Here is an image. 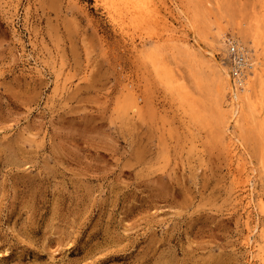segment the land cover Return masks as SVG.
<instances>
[{"label": "rangeland", "instance_id": "1", "mask_svg": "<svg viewBox=\"0 0 264 264\" xmlns=\"http://www.w3.org/2000/svg\"><path fill=\"white\" fill-rule=\"evenodd\" d=\"M150 1L0 0V264H261L264 0Z\"/></svg>", "mask_w": 264, "mask_h": 264}, {"label": "bare ground", "instance_id": "2", "mask_svg": "<svg viewBox=\"0 0 264 264\" xmlns=\"http://www.w3.org/2000/svg\"><path fill=\"white\" fill-rule=\"evenodd\" d=\"M103 1V0H102ZM105 2H102V3H105L103 5H106L107 6L109 5L110 6V10H117V9H123L124 11L126 10V12L129 13V17L132 18L133 20H139L143 17L146 16L147 14V11L149 8H151L152 10L153 7L150 5V0H104ZM155 1V0H154ZM98 2V1H97ZM101 4V1L98 2ZM155 5V4H154ZM153 5V6H154ZM264 5V4H263ZM108 6V8H109ZM150 6V7H149ZM106 7V6H105ZM263 8V7H262ZM112 10V11H113ZM120 10V11H121ZM115 13V12H114ZM156 13H158L156 11ZM111 14V13H110ZM116 14V13H115ZM159 14V13H158ZM122 15V14H121ZM128 15V14H127ZM111 16V15H110ZM118 16V15H117ZM153 16V15H152ZM126 17V16H125ZM164 17V16H163ZM120 18V17H119ZM119 18H118V21L117 22H122L121 20L119 21ZM122 18V17H121ZM166 18V17H165ZM113 19V18H112ZM163 19V18H162ZM258 18H256L257 20ZM111 20V19H110ZM124 20V19H123ZM130 20V19H129ZM126 21V20H125ZM132 21V20H131ZM259 21V19H258ZM113 22V21H112ZM259 22H262L261 20ZM258 22V23H259ZM264 23V22H263ZM118 24V23H117ZM132 24V23H131ZM168 24V23H167ZM263 25V24H262ZM123 26V24H122ZM256 26V24H255ZM125 27H126V24H125ZM124 27V28H125ZM134 27V26H133ZM136 27V26H135ZM256 28V27H255ZM264 28V27H263ZM130 29V28H129ZM262 29V28H261ZM140 30V29H139ZM263 30V29H262ZM124 31V29H123ZM126 31V30H125ZM122 32V31H121ZM264 31H260L258 28L257 30L254 31V36L252 38V43H253V50L255 52H251V49L250 48H245L244 45L242 44L243 42V38L242 36L239 38V37H233L232 40H234L238 45H239V48L241 49L240 52H242L241 55H243L244 57V62H241V66H240V71H236V77L233 79V84H232V87L228 84L226 85L227 86V89H228V92L230 94L229 97H231V101L230 103L232 104V108L230 107L231 111L233 114H236L237 112H239V109L242 108V105H248V107L250 106L251 108H254V109H257L255 110L256 112H259L260 109L262 110L263 109V106H264V65H263V53L259 50L260 47H259V44H260V40L261 38L260 37H263L264 36ZM123 33V32H122ZM128 33V32H127ZM234 36V35H233ZM219 47L223 48V49H226V45L229 41H227L226 39H220L219 41ZM151 49V48H150ZM154 50V49H153ZM227 50V49H226ZM150 52V51H149ZM254 53V54H253ZM148 55V54H147ZM206 55V54H205ZM149 56V55H148ZM204 56V55H203ZM150 57V56H149ZM155 58V57H154ZM151 59V57H150ZM152 60V59H151ZM150 60V61H151ZM246 60V61H245ZM153 61H157L156 59L153 60ZM151 64H152V61H151ZM156 64V63H155ZM154 64V65H155ZM240 63H236V65H238ZM153 65V64H152ZM153 65V66H154ZM157 66V65H156ZM156 69V68H155ZM221 69L223 70V72L226 74V75H229V72H228V67L227 66H221ZM167 74V73H166ZM238 83H240V87L237 85ZM235 86V87H234ZM241 90V92L239 91ZM136 95V94H135ZM131 97H134L131 96ZM137 97V95H136ZM139 97V96H138ZM137 97V98H138ZM140 97H142L140 95ZM136 98V99H137ZM141 99V98H140ZM144 99V98H143ZM139 100V99H138ZM239 101H241L239 103ZM134 102H137V100H134ZM139 103V102H138ZM229 103V104H230ZM134 104V103H132ZM228 104V105H229ZM143 105V104H142ZM134 106L136 107V104H134ZM137 106L139 107V105L137 104ZM231 106V105H230ZM141 107V106H140ZM130 108V107H129ZM250 108V109H251ZM131 109H132V106H131ZM248 109V111L250 110ZM133 110H137L136 109H133ZM143 110V109H141ZM126 111V110H125ZM124 111V112H125ZM247 111V109H246ZM143 112V111H142ZM126 113V112H125ZM253 114V113H252ZM247 115H249L247 113ZM250 115H251V110H250ZM261 115V114H260ZM259 115V116H260ZM253 116V115H252ZM250 116V117H252ZM254 116H257V115H254ZM256 117L255 119L259 118V122L261 121L260 120V117ZM262 117V116H261ZM254 118V117H252ZM264 118V116H263ZM264 121V119H263ZM256 122V121H255ZM259 122H256V123H259ZM255 123V124H256ZM260 124V123H259ZM261 124H264L261 123ZM264 126V125H263ZM262 126V127H263ZM256 129L258 128V126L255 127ZM262 129V128H261ZM264 129V128H263ZM260 131V129H259ZM258 132V131H256ZM263 132V130H262ZM261 134V133H260ZM263 134V133H262ZM259 135V134H258ZM264 135V134H263ZM260 137V136H259ZM263 137V136H262ZM258 138V136H257ZM259 139V138H258ZM264 139V137L262 138ZM260 140H258L259 142ZM262 141V140H261ZM264 141V140H263ZM261 143V142H260ZM264 144V143H263ZM261 149V148H260ZM259 149V150H260ZM258 151V150H257ZM260 154V153H259ZM260 156V155H259ZM263 160V159H262ZM261 161V159H260ZM262 164V163H261ZM264 165V164H262ZM264 171V170H263ZM247 178V177H246ZM247 181V180H246ZM264 185V184H263ZM264 192V191H263ZM260 195V194H259ZM258 197H261V196H258ZM263 197V195H262ZM258 199V198H257ZM261 199V198H260ZM264 200V199H263ZM260 206V205H259ZM261 209L262 211L264 212V201L261 202ZM264 214V213H263ZM261 227V226H260ZM263 228V226H262ZM264 230V229H263ZM259 232V230H258ZM262 233V232H261ZM260 233V234H261ZM264 234V232H263ZM257 236V234H256ZM259 236V235H258ZM262 237V235H261ZM257 239V238H256ZM255 239V241H256ZM259 239V238H258ZM264 240V239H263ZM262 240V241H263ZM254 241V240H253ZM261 241V240H260ZM259 241V242H260ZM258 242V240H257ZM264 242V241H263ZM253 246V245H252ZM261 247H262V244H261ZM255 248V247H254ZM163 250V249H162ZM253 250V249H252ZM164 253V252H162ZM255 253V252H253ZM164 255V254H163ZM255 255V254H254ZM253 255V256H254ZM257 256V255H256ZM259 258V257H258ZM254 259V257H253ZM256 259V257H255ZM260 260H261V264H264V246L261 248V253H260ZM256 262V261H255ZM258 264V262H257Z\"/></svg>", "mask_w": 264, "mask_h": 264}, {"label": "built area", "instance_id": "3", "mask_svg": "<svg viewBox=\"0 0 264 264\" xmlns=\"http://www.w3.org/2000/svg\"><path fill=\"white\" fill-rule=\"evenodd\" d=\"M231 54L233 55V58L235 60V73H236V68L237 65L236 63H240V62H244V59H242V57H244L242 54V52H240V50H238L236 47L232 46L231 47ZM246 61V60H245Z\"/></svg>", "mask_w": 264, "mask_h": 264}]
</instances>
